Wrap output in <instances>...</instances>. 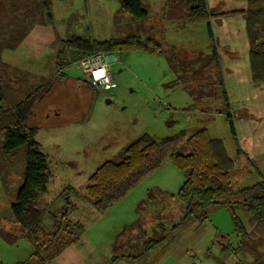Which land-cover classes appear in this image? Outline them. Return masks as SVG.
<instances>
[{
    "label": "rangeland",
    "instance_id": "374dc122",
    "mask_svg": "<svg viewBox=\"0 0 264 264\" xmlns=\"http://www.w3.org/2000/svg\"><path fill=\"white\" fill-rule=\"evenodd\" d=\"M84 2L49 0L52 20L46 16L47 22L32 30L18 49L3 53L4 62L18 72L16 79L13 72L2 78L5 109L15 108L28 92L51 84L47 97L36 105L29 125L37 128L35 140L48 158L52 177L36 201L38 208L47 211L42 231L33 240L20 239L15 245L0 239V264L28 260L37 250V243L39 246L49 240L73 238L71 230L57 232L61 215L55 213L59 207L70 202L80 209V203L87 199L90 176L107 161H121L123 150L144 134L161 143L207 129L212 138L223 142L235 161L237 171L233 180L238 187H251L264 175V83H253L246 20L238 12L264 8V2L256 7L240 0H208L209 9L215 13H238L211 20L221 73L214 61L207 22H167L163 18L162 0H142L148 13L142 19L124 11L121 0H87L88 15ZM128 36L157 39L164 51L161 55L104 53L117 84L112 91L85 82L88 79L78 66L80 59L59 71L60 61L64 63L73 58L68 50L59 58L63 41L72 37L104 41ZM224 89L228 104L224 101ZM229 114L237 141L227 120ZM238 148L245 152L247 159L238 158ZM165 163L161 170L146 178L143 188L135 194L143 203L139 208H128L131 212L125 218L129 220L126 223L129 227L125 225L116 243L110 245L113 255H139L146 240H179L180 232L174 231L173 219L175 212L183 216V209L172 207L168 197L157 189L177 193L186 177L171 161ZM0 165V229L20 234L22 229L13 217L11 205L24 183L26 148H20L12 157L0 156ZM166 179L171 183L169 186L165 185ZM70 188L76 191L75 195L61 194ZM148 188L151 192L145 197ZM225 211L230 217V209L225 206L212 210L210 218L216 215L215 218L225 223ZM115 218L112 217L108 227ZM211 221L205 223L204 229L216 228ZM192 223L196 220L190 219L186 225ZM224 235L228 242L239 241L235 234L223 231L216 243ZM58 242L53 243L52 249ZM189 243L188 239L180 241V245Z\"/></svg>",
    "mask_w": 264,
    "mask_h": 264
},
{
    "label": "trees",
    "instance_id": "16d2710c",
    "mask_svg": "<svg viewBox=\"0 0 264 264\" xmlns=\"http://www.w3.org/2000/svg\"><path fill=\"white\" fill-rule=\"evenodd\" d=\"M115 1V0H109ZM249 6H260L264 0H240ZM122 8L136 19L148 15L142 0H121ZM245 16V33L249 45V62L252 80L255 85L264 83V8H251L238 11ZM237 12L215 13L209 9L207 0H164L163 18L167 22L205 21L216 68L221 73V64L215 44L211 20L216 17L235 15ZM238 14V13H237ZM52 20L49 0H16L9 6L0 0V153L3 158L12 157L17 150L26 148V167L24 183L16 194V202L11 205L13 217L20 225L22 232L15 234L0 229V239L9 245L17 244L20 239L33 240L43 228L45 209L36 205L40 192H45L52 177L47 156L40 151V144L35 140L37 128L30 126L29 121L34 109L47 97L51 84L40 86L28 92L25 99L13 109H5L6 97L3 93L2 78L9 77L10 72L17 78L18 72L3 62L5 50H15L36 24H45ZM180 28H183L180 26ZM73 53L70 61L59 62V71L83 57L98 53L146 52L163 54L161 41L150 38L142 40L139 36H128L124 39L104 41L84 40L72 37L61 43L60 56L65 51ZM223 97L228 104V96L223 90ZM229 106V105H228ZM230 130L237 141L232 115L227 117ZM238 158H245V152L238 148ZM166 161H171L186 177L180 190L168 197L172 207H181L183 216L174 214V231L187 224L190 219L204 224L211 212L227 206L234 226V233L239 239L238 245L224 242L220 261L237 256L246 246L259 239L264 242V178L251 187L240 188L233 180L237 171L235 161L230 158L223 142L210 136L207 129L195 132L191 136L181 134L175 138L158 143L152 136L144 134L123 150L121 161H107L88 179L86 198L101 214L109 211L118 201L126 197L143 179L160 169ZM2 169L0 165V176ZM63 196L75 195L73 188L64 190ZM167 198V197H166ZM68 202L58 214L61 215L57 232L71 230L73 237L69 241H47L38 246L31 257L19 264H45L68 245L76 244L82 228L67 222V216L73 206ZM245 211L251 216L247 232L238 212ZM65 223V224H64ZM161 225V224H160ZM57 226V223H56ZM58 234V233H56ZM143 237L146 233H142ZM146 240L143 252L147 253L164 242ZM58 245L52 249L54 243ZM121 257L114 256L109 264H115ZM136 259V258H134Z\"/></svg>",
    "mask_w": 264,
    "mask_h": 264
},
{
    "label": "crops",
    "instance_id": "0c3cea01",
    "mask_svg": "<svg viewBox=\"0 0 264 264\" xmlns=\"http://www.w3.org/2000/svg\"><path fill=\"white\" fill-rule=\"evenodd\" d=\"M10 1L12 2L8 3V6L16 0ZM19 1L22 2L23 0ZM84 3L85 12L88 15L90 4L87 3V0H85ZM36 25L30 30L29 34L32 32V30L39 29V24ZM26 38L24 40L28 39ZM4 63L6 64V62ZM85 82L88 83L86 80ZM163 166L156 171L161 170ZM262 177L264 178L263 174ZM146 178L106 213H99L87 199L82 201L83 203H80V209L78 206L72 205L73 208L71 210L74 211V213L71 214V212H69L66 220L68 223L80 226L82 228L79 240L76 244L66 246L60 252V254L45 264H109L113 257L116 256L113 255L110 245L112 246L113 243H116V238L122 234L123 227L126 225V223H129V220L125 218L131 212L128 208L131 206L134 207L130 209H135L136 207L139 208L140 204L143 203V200H141L142 198H139V195L135 194L143 188L145 184L143 182L146 180ZM175 183H177V181ZM170 184L171 183L166 179L165 185L169 186ZM157 191L164 197H169L170 195L175 194L160 190V188H158ZM149 192H151L150 188L145 191L144 196L147 197ZM65 207H59L55 215L58 214V212H61ZM78 211L79 213L77 214ZM245 213V211L238 212L240 219L247 229V232L250 233L252 231L250 227L251 216L246 213L247 216L245 215L246 217L244 218L243 216ZM215 216L216 215L212 216V218H209L212 219L211 222L215 224L216 228L213 230L204 229L206 228V222L204 224L196 222L189 226L185 224L178 230L180 232L179 240L175 242L165 240L147 253L143 252L144 245H142V251L139 255H121L119 256L121 257L120 260H118L115 264H264V242L260 241L259 239L249 243L244 251L240 252L237 256H231L222 263L220 261V255L224 242L228 243V240L222 238L220 241H217V243L216 240L219 236V233H223V231L229 234H235L234 226L231 221V214L229 217L228 213L226 212L225 223L224 221L215 218ZM112 217L116 218L113 222V225L108 227L107 225L111 221ZM69 218L70 220L68 221ZM126 226L129 227L128 224ZM20 232H22V230ZM222 237H225V235ZM182 238L188 239L190 243L180 245ZM103 239L104 241L102 242ZM85 240L87 241L85 242ZM238 243L239 241L233 244L238 245ZM19 263L21 262H18V264Z\"/></svg>",
    "mask_w": 264,
    "mask_h": 264
},
{
    "label": "built area",
    "instance_id": "2783aa9c",
    "mask_svg": "<svg viewBox=\"0 0 264 264\" xmlns=\"http://www.w3.org/2000/svg\"><path fill=\"white\" fill-rule=\"evenodd\" d=\"M78 66L86 75L88 82L94 87L105 91H112L117 88L111 71V63L106 54L98 53L83 57L78 62Z\"/></svg>",
    "mask_w": 264,
    "mask_h": 264
},
{
    "label": "water",
    "instance_id": "95a60500",
    "mask_svg": "<svg viewBox=\"0 0 264 264\" xmlns=\"http://www.w3.org/2000/svg\"><path fill=\"white\" fill-rule=\"evenodd\" d=\"M222 238H225V237H222Z\"/></svg>",
    "mask_w": 264,
    "mask_h": 264
}]
</instances>
